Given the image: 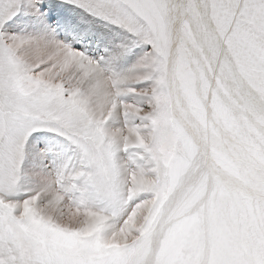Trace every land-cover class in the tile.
I'll use <instances>...</instances> for the list:
<instances>
[{"label": "snow or ice", "instance_id": "6c2138e0", "mask_svg": "<svg viewBox=\"0 0 264 264\" xmlns=\"http://www.w3.org/2000/svg\"><path fill=\"white\" fill-rule=\"evenodd\" d=\"M0 264H264V0H0Z\"/></svg>", "mask_w": 264, "mask_h": 264}]
</instances>
